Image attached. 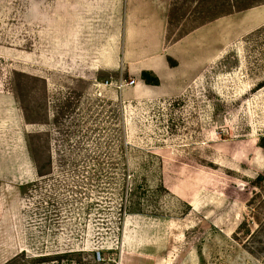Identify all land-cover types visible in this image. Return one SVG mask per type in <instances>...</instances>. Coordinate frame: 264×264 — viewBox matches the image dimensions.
<instances>
[{
  "label": "rangeland",
  "instance_id": "1",
  "mask_svg": "<svg viewBox=\"0 0 264 264\" xmlns=\"http://www.w3.org/2000/svg\"><path fill=\"white\" fill-rule=\"evenodd\" d=\"M132 3L144 27L165 13L161 54L203 27L180 78L129 73L125 42L134 59L156 40L128 42V0L89 45L74 0H0L20 118L7 165L0 145V264H264V0Z\"/></svg>",
  "mask_w": 264,
  "mask_h": 264
},
{
  "label": "crops",
  "instance_id": "2",
  "mask_svg": "<svg viewBox=\"0 0 264 264\" xmlns=\"http://www.w3.org/2000/svg\"><path fill=\"white\" fill-rule=\"evenodd\" d=\"M133 0H128V14L125 24V34L124 36L128 39V42L131 38H139V34L143 30L147 32L154 33V39L156 44L154 48L149 49L147 46L145 49V44L138 42L136 46L138 49L135 50L136 57L134 59L130 58L127 54L129 53V44L125 42L124 46V63L130 74L137 76L142 70L152 71L159 79L170 80L176 79L179 75V78L184 74L185 69L180 64V57L186 56L187 58L190 55V52L185 51V45L190 43L191 40L198 38L201 35L203 27L196 28L191 33H188L181 37L180 39L173 41L165 49V54L160 53V49L164 42V36L166 32V15L164 12L159 10L155 15L150 17V21L145 20V27L143 21L138 18V15L132 13L131 8L135 9L133 5ZM163 10L165 8L163 7ZM139 9L137 8L138 12ZM110 13V0H103L102 4H96V0H74V17H78L81 21L76 27V30L82 31L83 33L78 35L77 38L74 36V41L76 39L80 42L84 41L86 45H89V34L90 30V20L95 16H100L104 19L105 15ZM87 32V33H86ZM9 52V48H4ZM154 52H152V51ZM182 50V51H180ZM144 51H146L144 53ZM150 59H147L146 55H151ZM145 55V56H144ZM166 55L172 56L178 59L179 64L176 66H170L167 64ZM180 73V74H179ZM162 84L157 85L161 87ZM138 92H142L143 89H136ZM15 98L12 93L8 91H0V145L4 148L6 154L5 163L9 161L8 157L10 154L11 158H14V142H15V126L16 122L20 123L19 114H16V104ZM2 148V150H3Z\"/></svg>",
  "mask_w": 264,
  "mask_h": 264
},
{
  "label": "trees",
  "instance_id": "3",
  "mask_svg": "<svg viewBox=\"0 0 264 264\" xmlns=\"http://www.w3.org/2000/svg\"><path fill=\"white\" fill-rule=\"evenodd\" d=\"M153 74L152 72L148 71V70H142L140 72V76H141V79L146 83V84H150V85H158L159 83V80H158V77L154 74L152 75V77H149V75ZM262 147H264L263 144H261ZM37 173L39 176H41L40 174V171H39V168H37ZM132 211V210H131ZM133 212V211H132ZM245 235H246V238H245V242L246 241H249V240H252V237L254 235L253 232H251L250 230H246L245 232ZM17 256V255H16Z\"/></svg>",
  "mask_w": 264,
  "mask_h": 264
},
{
  "label": "built area",
  "instance_id": "4",
  "mask_svg": "<svg viewBox=\"0 0 264 264\" xmlns=\"http://www.w3.org/2000/svg\"><path fill=\"white\" fill-rule=\"evenodd\" d=\"M133 83V80H131L130 82H129V84H132Z\"/></svg>",
  "mask_w": 264,
  "mask_h": 264
}]
</instances>
